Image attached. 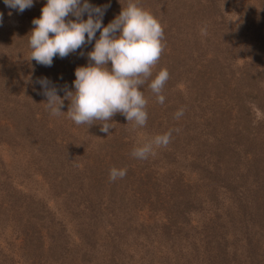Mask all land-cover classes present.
Returning a JSON list of instances; mask_svg holds the SVG:
<instances>
[{
  "label": "rangeland",
  "instance_id": "obj_1",
  "mask_svg": "<svg viewBox=\"0 0 264 264\" xmlns=\"http://www.w3.org/2000/svg\"><path fill=\"white\" fill-rule=\"evenodd\" d=\"M46 2L19 12L0 0V264H256L260 251L264 261V213L238 168L252 151L264 184L256 137L246 134L264 133V0H139L164 29L153 78L168 70L165 100L157 102L149 80L141 88L146 125L133 130L117 113L109 133L99 121L76 125L67 99L59 116L46 108L38 79L61 98L75 91V69L87 66L95 44L50 67L30 60L28 34ZM88 2L107 6V26L128 0ZM179 106L184 114L175 119ZM170 129L180 131L167 147L145 160L132 156ZM113 167L126 176L110 181ZM213 196L235 202L232 219L224 211L216 218Z\"/></svg>",
  "mask_w": 264,
  "mask_h": 264
},
{
  "label": "clouds",
  "instance_id": "obj_2",
  "mask_svg": "<svg viewBox=\"0 0 264 264\" xmlns=\"http://www.w3.org/2000/svg\"><path fill=\"white\" fill-rule=\"evenodd\" d=\"M4 3L19 12L33 6V0H4ZM106 8L93 6L88 0H47L41 16L32 20L34 28L28 34L30 60L50 67L54 57L65 58L95 40L93 50L87 53V66L75 69V91H66L61 98L57 88L49 86L46 77L38 79L47 98L46 108L51 115L59 116L67 99L70 101L68 118L76 125L91 127L99 121L100 131L109 133L113 128L110 122L119 113L135 130L145 126L148 119V101L141 91L142 86L150 80L148 87L157 102L163 104L165 100L162 92L169 79L168 70L161 69L153 78V68L164 50V29L149 10L139 5V0H128L119 15L104 26L102 18ZM85 13L86 20L83 19ZM70 16L75 19H68ZM2 18L0 13V22ZM97 31L100 32L98 39ZM183 114L184 109L180 108L174 118L179 119ZM173 131L180 130L170 129L156 135L134 147L132 156L145 160L155 155V149L169 145ZM126 174V168L113 167L109 180L115 182Z\"/></svg>",
  "mask_w": 264,
  "mask_h": 264
},
{
  "label": "trees",
  "instance_id": "obj_3",
  "mask_svg": "<svg viewBox=\"0 0 264 264\" xmlns=\"http://www.w3.org/2000/svg\"><path fill=\"white\" fill-rule=\"evenodd\" d=\"M196 34H198V33H196ZM206 34L207 33H206L205 29H203V34H198V35L204 36ZM214 79H215V76L208 77L207 81H214ZM223 84H224V82L220 81V85L219 86H223ZM177 108L180 109V108H182V106H179ZM246 134L250 135V137H256L255 144L251 145V146H253V149L256 151L257 154H261V164H262L264 162V133H261L260 139H258V136H257L258 134L257 133H246ZM236 146H238V145H236ZM244 146H245V149H246V145H241V146H238V147H239V149L243 150ZM245 153L246 154L244 155L243 161H242V157H240L241 164L238 166V168L241 169V170H243V169L246 170L245 173H247V175L249 177V179H248L249 184L246 186L247 193L251 196V199H252L253 203H255V204H257L259 206L260 211H261V206H262V211L264 213V184L262 183V177H260V178L257 177L258 170H256L254 168V158L255 157H254V154L252 153V151H250V150L249 151H245ZM232 156L233 155H231V157ZM209 169L211 171H215V170H217V165L214 164L213 162H211V163H209ZM208 180L211 182L212 177L208 178ZM231 186H232V191L230 192V194H229V196L227 198L228 201H229L230 197L232 195H234L235 192H236L235 191L236 188L233 189V185H231ZM222 194H223V192H222ZM243 194H245V193L242 192V194L239 196V198ZM237 195H239V194H237ZM237 195H236V197H237ZM234 203H232V204H230L229 202L228 203H222V199L220 197L213 196V201H212V206H213L212 211L213 212L212 213H215L216 218L222 216V213H223L225 215V217H227L229 219H232V218L228 217L227 215L229 213L228 209L229 208H233L234 205H235ZM222 211H224V212H222ZM99 213H102V212L99 211ZM258 218H260V221H261V214H258ZM84 220H86L85 217H83L81 219V221L83 223H84ZM86 222L89 223L91 221L87 220ZM154 232H156V230ZM252 252H254V251H252ZM251 258L253 260V258H254L253 254L250 255L249 259H251ZM255 258H257V263L256 264H264V261L261 260V251L258 252V253L255 252Z\"/></svg>",
  "mask_w": 264,
  "mask_h": 264
}]
</instances>
